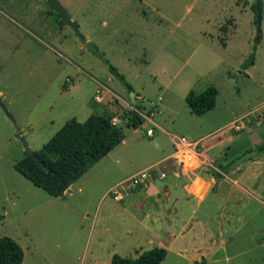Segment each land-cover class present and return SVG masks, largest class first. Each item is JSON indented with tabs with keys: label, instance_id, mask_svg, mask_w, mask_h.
<instances>
[{
	"label": "rangeland",
	"instance_id": "rangeland-1",
	"mask_svg": "<svg viewBox=\"0 0 264 264\" xmlns=\"http://www.w3.org/2000/svg\"><path fill=\"white\" fill-rule=\"evenodd\" d=\"M59 1L70 17H74L77 33L72 27L54 19L46 2L45 7L52 16L45 15L35 2L33 5V1L26 7L30 11L27 20L32 18L33 21L22 22L19 19L17 22L12 17L0 15V87L6 94L2 101L10 114L8 116L0 106V236H10L22 246L24 258L21 264H110V257L114 253L135 258L142 251L155 246L148 239L151 232L146 227L150 226L143 222L147 219L144 215L147 208L123 209L122 204L126 198L118 202L111 195L101 199L100 183L92 176L84 181L88 182L89 191L86 195L79 192L75 185L72 192L62 196L64 198H56L24 177L13 166L14 162L24 156L20 137H24L30 149L36 151L66 120L75 118L84 121L87 116L86 103L98 111L97 106H102L108 98L114 97L115 94L107 93L104 101H95L94 94L101 93L102 88L125 93L127 89L112 72V67L123 74L138 92L141 87L152 84L150 81L153 78L147 70L149 66L143 60H146L148 51L151 55L155 53L152 51L154 40H144L143 32L135 33V29L127 32V25L133 24V19L132 22L128 20L136 9L135 27H139L146 17L154 18L155 12L148 5L139 0L131 4H124L123 0H101L99 6L98 0ZM148 2H154L162 15L160 21L165 30L166 50L182 56L189 54L188 51L192 49L189 48V42L197 44L205 41L208 46H212L215 55L237 63L241 74L248 71V76L244 73L245 76L253 80V74L264 85V0L259 32L256 0ZM143 10L147 14L139 16ZM113 12L118 15L110 18L109 13ZM156 17L160 19L159 15ZM103 20L108 23L107 27L101 25ZM178 21L184 30L189 31L190 37H185L176 28L168 32L172 24ZM85 36L91 40L86 41ZM179 40L188 43L176 49L175 44ZM86 42L96 47L103 57L90 51ZM202 46L194 53L195 57ZM252 55L254 63L243 68V63H248ZM173 69L171 67V71ZM230 74L238 75L232 69L228 71L229 77ZM67 79H72V82H67ZM232 81L236 89L243 82L242 78ZM65 82L68 84L66 89L63 86ZM248 82L251 83L250 80ZM255 107L248 110L238 107L235 111L242 114ZM114 114L119 120L126 118L118 111ZM162 116L169 120L168 113ZM144 120L137 127L142 134L148 126V118ZM257 122L260 121L252 123ZM118 123L121 128H126L129 120H123V124ZM173 132L180 133L179 136L183 134L179 130ZM153 151L150 144L140 145L139 156L131 163L125 164L124 158L123 171L129 174L140 170L147 164L142 155L147 153L150 156ZM111 170L117 171L114 167ZM199 171L200 175L206 173L203 167ZM202 182L204 178L196 177L194 184L200 185ZM140 186L144 185L129 188L128 184H124L120 187L121 192H128ZM136 195L137 191L133 196ZM142 198L136 196L135 200L141 201ZM215 205H212V221L209 225L217 237L214 238L219 242L214 245L217 241L210 239L201 244L207 249L211 246L215 249L213 258L216 261L213 264H264L263 209L259 216L256 215V221H247L243 229H237L234 223H225L217 216ZM242 250L244 253H241ZM209 252L212 256V250ZM174 259L175 256L169 253L161 264H175Z\"/></svg>",
	"mask_w": 264,
	"mask_h": 264
},
{
	"label": "crops",
	"instance_id": "crops-1",
	"mask_svg": "<svg viewBox=\"0 0 264 264\" xmlns=\"http://www.w3.org/2000/svg\"><path fill=\"white\" fill-rule=\"evenodd\" d=\"M31 1H33V5L35 2L37 8H40L45 15L52 16L45 7V0H0V15L12 17L17 22L19 19L22 22L33 21L30 17L27 20L30 11L26 7ZM135 1L137 0H123V3L131 4ZM139 1L148 5V8L155 12L154 18L146 17L139 27H135L136 9V12L130 15L132 18L128 20L132 22L133 19V24L127 25V32L135 29V33L143 32L144 40L148 38L154 40L152 51L155 53L151 55L148 51L146 60H143V63L147 67L149 66L147 70H149V76L153 78L150 81L152 84L141 87L140 90L138 89L140 92L133 88L134 103L129 92H112L103 86L102 89H107L108 93L115 94V103L97 106L98 111H94L95 107L92 108L93 105L90 103L85 105L87 118L94 113L114 115L112 117H115V111L120 113L136 108L135 104H137L138 109L149 115L148 126L143 134L139 133L137 128L129 126L124 128L123 126L124 139L73 182L65 191L64 196L72 192L75 185L78 186L79 192L86 195L89 189L88 182L84 181L92 176L100 183L101 199L104 200L107 197L105 193L110 186L142 169L157 164L165 165L167 169L173 168L172 138L187 136L197 144L199 167L191 172H182L179 177H175L169 172L164 179H155L154 182H148L131 191H123L120 194V199H113L120 202L126 198V202L122 204L123 209L131 207L144 210L147 208V212H144L147 219L143 222L146 226L147 224L150 226L146 227V230L151 232L148 239L150 238L151 245L162 246L166 249V256L159 264L166 260L169 253L175 256V264H179L178 262L194 264V261L199 260L201 256H204L208 263L213 264L216 259L213 258L215 249L211 246V242V247L208 249L201 246L202 243H206L205 241L217 238L213 233L212 226L209 225L212 221V205L216 203L215 209L218 210L217 216L220 219H223L225 223H234L237 225V229H243L247 221H256V215H260L261 209L264 213V153L244 161L240 167H236L234 170L228 169L227 166L228 171H222L219 167L220 164L225 165L231 162L246 149L264 143V119L254 124H247L240 131L230 129V124L236 118L249 112L243 113V111L242 114H239L235 111L238 107L248 110L251 107L264 104V85L259 79H255L253 74V80L247 77L248 71L243 70L247 76L244 73L241 74L240 66L237 63L215 55L211 49L212 46H208L209 44L205 41V43L200 41L197 44L189 42V48L192 47V49L188 51L189 54L182 56L166 50L164 48L165 30L160 21L162 15L159 8L154 2H148L149 0ZM101 2L98 0V6ZM109 14L110 18L118 15L117 12ZM146 14L147 12L143 10L138 15ZM158 15L160 19H157ZM71 18L76 22L73 16ZM101 25L107 27L108 23L103 20ZM175 28L181 30L185 37L191 36L188 34V30L181 27L180 21L174 22L168 32H173ZM84 39L91 40L89 36H85ZM176 42V49H180L188 43H181V40ZM223 45L226 48L225 42ZM200 46L202 49L195 57L194 53ZM80 47L83 49L82 45ZM215 57L218 59L216 60ZM171 67L174 68L173 71H171ZM252 67L254 68V65ZM230 69L237 71L238 75L230 74L231 77H229ZM1 72L2 68L0 67V74ZM236 78L243 80L237 89L232 81ZM131 83L133 84L132 81ZM209 85L215 86L218 90L215 106L201 115L192 113L185 102L186 94L190 90L200 92ZM5 95L4 89L0 87L2 100ZM233 107L235 109H232ZM179 110H181L180 113ZM165 112L168 113V121L162 116ZM149 127L154 128L152 136L146 134V129ZM176 130L183 134L179 136L180 133L173 132ZM144 135L151 138L152 143ZM146 143L152 145L154 150L150 156L147 153L142 155L147 160V164L140 170L127 174V171H123L125 167L122 166L124 158L126 159L125 164L131 163L139 156V146ZM112 167L117 171L111 170ZM202 167L206 169L205 175H200L199 169ZM211 170L219 172L221 176L215 178L211 174ZM192 176L195 177L192 178ZM196 177L204 178V182L200 185L194 184ZM136 191V196L143 197L141 201L135 200L136 196L133 195L136 194ZM191 240L192 242H190ZM216 241L214 245L219 242L218 239ZM221 242L224 243V241ZM210 250H212V256H210ZM241 253H244V250Z\"/></svg>",
	"mask_w": 264,
	"mask_h": 264
},
{
	"label": "trees",
	"instance_id": "trees-1",
	"mask_svg": "<svg viewBox=\"0 0 264 264\" xmlns=\"http://www.w3.org/2000/svg\"><path fill=\"white\" fill-rule=\"evenodd\" d=\"M49 13H52L54 19L63 24V21L57 17L55 12L49 11ZM258 42L259 38L257 39ZM250 59L245 65L243 63V68L254 63L253 55ZM111 70L120 79L127 92L133 91L132 85L125 79L123 74L119 73L114 67ZM64 87H67L66 82ZM217 93L218 90L213 85H209L200 92L190 90L185 96V102L192 113L201 115L215 106ZM115 101L116 98L111 97L104 104L112 105ZM135 105L138 109V105ZM120 114L128 117L129 123L126 126L129 127L137 128L144 121L143 116L131 109L124 110ZM111 118L112 116L106 114L94 113L90 114L84 121H78L75 118L66 120L59 130L38 150L33 151L49 169L41 167L25 151L24 156L14 162V168L49 195L62 197L73 182L124 139V131L120 126L113 125ZM251 149H255L257 155H260L264 153V143L255 145ZM251 149H246V151ZM229 163L220 164V169L228 171L227 166ZM211 174L215 178L221 176L215 170H211ZM165 256L166 249L164 247L154 246L141 252L135 258L114 253L111 256L110 264H159ZM23 258L24 250L15 239L7 235L0 236V264H21ZM194 264L212 263H208L205 257L201 256L199 260L194 261Z\"/></svg>",
	"mask_w": 264,
	"mask_h": 264
},
{
	"label": "built area",
	"instance_id": "built-area-1",
	"mask_svg": "<svg viewBox=\"0 0 264 264\" xmlns=\"http://www.w3.org/2000/svg\"><path fill=\"white\" fill-rule=\"evenodd\" d=\"M67 82L70 79L66 80ZM109 91L107 89H102L101 93H97L94 95V100L97 102H102L104 96ZM131 110L137 112L139 115L145 117H149L147 113H143L140 109L131 108ZM264 119V104L259 105L246 114L240 116L236 120H234L230 124V128L235 131H240L244 128L245 125L252 123L256 120ZM123 120L128 121V117L124 119H120L117 117L111 118V123L116 126H120L118 122L123 123ZM146 134L148 136H152L154 134V128L149 127L146 129ZM172 146H173V155L172 160L174 163V167L171 169L165 168V165H154L145 169H142L126 179L122 180L120 183L111 186L105 193V196L111 195L114 199L121 198V187L124 184H128L129 188H133L137 185H146L148 182L155 180L156 178L164 179L167 177L170 172L173 176L179 177L182 172H191L196 169L199 165V153L196 149L197 144L186 137H173L172 138ZM162 165V166H161ZM161 166V168H160ZM158 168V169H157Z\"/></svg>",
	"mask_w": 264,
	"mask_h": 264
},
{
	"label": "water",
	"instance_id": "water-1",
	"mask_svg": "<svg viewBox=\"0 0 264 264\" xmlns=\"http://www.w3.org/2000/svg\"><path fill=\"white\" fill-rule=\"evenodd\" d=\"M46 3L49 6V9L51 11H54L57 14V17L63 21L66 25L70 26L73 28V30L77 33L78 28L73 21V19L70 17L69 13L67 12L66 8L60 3L59 0H45ZM261 5H262V0H256L255 3V12H256V20H257V32L260 31V24H261V19H262V12H261ZM86 47L92 51L94 54H96L98 57H103V55L97 50L96 47H94L90 42H86ZM129 96L134 103V92L130 91ZM0 106L3 108V110L7 113L8 116H10L4 102L2 101V98L0 97ZM20 140L22 142L24 151L30 155L36 163H38L41 167H44L46 169H49L48 166H45V163L40 161L38 157L34 154V152L30 149L28 143L26 142L24 137H20ZM257 155V151L255 149H251L248 151H245L235 159H233L229 164H228V169L232 170L238 167L241 163L244 161L251 159Z\"/></svg>",
	"mask_w": 264,
	"mask_h": 264
}]
</instances>
